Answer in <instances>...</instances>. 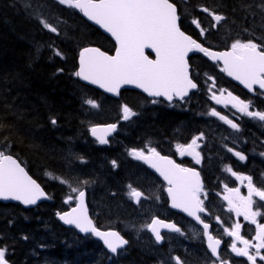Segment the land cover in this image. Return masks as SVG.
I'll return each instance as SVG.
<instances>
[{"label": "trees", "instance_id": "16d2710c", "mask_svg": "<svg viewBox=\"0 0 264 264\" xmlns=\"http://www.w3.org/2000/svg\"><path fill=\"white\" fill-rule=\"evenodd\" d=\"M183 6L192 9L182 12L179 4L184 20L202 19L195 9L204 7L225 17L216 27L202 19L208 27L203 37L182 24L210 48L228 49L236 39L264 44V0H188ZM41 21L56 27L57 33L44 28ZM86 45L108 52L114 49L108 37L58 0H0V141L7 138L4 142L9 145L4 149L0 143L1 148L17 157L52 198L32 209L0 203V247H7L12 264H156L118 222L128 220L124 217L127 208L135 216V207L127 198L129 185L140 187L154 177L130 151L156 148L166 153L175 143L205 135L197 114L208 102L199 94L206 83L202 77L223 78L216 66L201 56L192 58L200 93L179 108L153 103L136 91H123L114 99L75 76L78 52ZM227 86L241 100L251 101V110L264 111L260 92L247 93L231 81ZM88 98L99 107L84 103ZM123 105L137 114L124 120ZM110 122L120 124L119 132L109 145H99L89 130ZM239 125L241 135L264 138V121L244 118ZM49 173L62 183L47 179ZM81 183L91 209L99 208L98 227L117 228L129 239L121 255L112 256L92 236H82L59 223L57 213L69 208L67 184L78 187Z\"/></svg>", "mask_w": 264, "mask_h": 264}, {"label": "snow or ice", "instance_id": "6c2138e0", "mask_svg": "<svg viewBox=\"0 0 264 264\" xmlns=\"http://www.w3.org/2000/svg\"><path fill=\"white\" fill-rule=\"evenodd\" d=\"M58 3L80 10L89 20L95 21L115 38L118 45L115 55H108L99 48L82 49L79 55V70L75 72V76L98 85L106 92L118 95L122 86L135 85L151 97H164L170 102L174 97L183 100L188 96L190 89L197 88V83L190 76L188 61L190 52H200L213 61L222 62L221 71L238 80L249 90H252L253 85H258L259 89L264 90V44L256 43L252 39L246 42L236 39L228 50L212 51L210 46H203L202 43L181 30L178 8L172 0H58ZM202 11L208 13L216 24L225 19L223 15L216 14L207 7H204ZM192 22L200 28V23L196 19ZM41 23L44 28L57 33L56 27L44 21ZM215 26L214 24L213 27ZM204 32L205 30L201 29V35ZM146 48L155 53V59H150L145 54ZM56 55L60 56L61 53L57 51ZM209 79L212 78L209 77ZM211 87H215L214 81ZM209 90L211 91V88ZM228 97L232 108L237 112L249 118L264 121V111L250 110L251 101L245 102L233 96L231 92L228 93ZM211 98L217 105L222 103L215 93ZM84 103L92 108L99 107L97 102L91 98L86 99ZM227 106L224 104V107ZM122 111L124 120L137 114L127 105L122 106ZM208 115L217 117L236 131L240 130L237 122L221 115L215 108L211 109ZM51 123L55 125L56 120L52 119ZM116 128V124L106 126L105 136L116 131ZM91 131L94 136L97 135L96 127H93ZM105 136H97L101 144L108 143ZM203 137L204 134L200 133L190 143L178 144L176 148L179 155L181 157L192 156L195 163L200 164L201 154L197 148L199 147L198 141ZM6 139L0 141L4 149L9 146L4 142ZM227 150L239 160H246L242 152L234 151L232 148ZM130 154L138 160H143L164 178L167 182L166 192L170 198L171 207L182 210L202 224L203 234L208 238V248L212 255L219 259L218 249L221 241L213 239L208 231L210 225L205 223L200 215L205 212V207L204 201L200 198L202 184L199 172L195 168L184 167L168 156L161 155L155 148L149 149L147 154L144 150L132 149ZM113 165L115 166V161ZM225 168L237 179L247 181L248 189L247 196H241L239 188H228L225 185L228 195L224 199L228 201L229 211H235L238 217L243 215L244 219L256 225L257 229L255 244H250L248 240L240 236L241 225L239 223L234 225L233 230L225 229L228 236L238 238L244 245L243 248H238L233 242L231 251L237 256L247 257L251 264H256L257 256L264 261V255L260 253V250L264 249V224L257 221V217L264 213L254 211L253 206L264 208V203H262L264 202V189L256 187L251 176H240L228 165ZM83 183L87 184L88 181H83ZM129 188L131 189L130 197L139 203L144 194L132 188L131 185ZM71 190L78 192L79 203L71 212L57 213L65 224L74 225L81 232H90L99 237L112 253H117L118 249L128 244V241L116 231H100L88 216L84 204L85 192L77 188ZM43 197L45 193L41 186L28 175L17 159H14L13 155L6 150H0V200L20 201L24 205H34ZM254 197L258 200H254ZM145 227L154 234L158 243L164 239L160 228L183 234L176 224L165 223L158 218H153L151 223ZM249 248H255L256 254L251 255ZM6 257L7 247H0V264H9ZM172 259L176 261V264H183L179 257ZM222 264H227V262L224 261Z\"/></svg>", "mask_w": 264, "mask_h": 264}, {"label": "flooded vegetation", "instance_id": "af4514ba", "mask_svg": "<svg viewBox=\"0 0 264 264\" xmlns=\"http://www.w3.org/2000/svg\"><path fill=\"white\" fill-rule=\"evenodd\" d=\"M191 10V8H187V11ZM199 11L200 10L195 9V12ZM221 90H223V92H221ZM219 92L221 94L216 96L220 97L222 103L217 105V108H219L218 112L228 117V112L224 111H227V107L231 104L229 102L230 98L228 97L229 91L223 87L219 88ZM209 93L211 94L212 90ZM224 104L228 106L224 107ZM218 120L217 117H209L210 124L218 122V125L220 124L224 130L226 127L225 123ZM217 138L227 140L226 136H216L210 140ZM191 140L183 144L186 145L190 143ZM201 140L198 141L199 147L197 148V151L201 154L200 164H196L192 156L181 157L179 155L176 146L181 143L172 145L169 148L170 151H167L164 155L171 157L176 163L184 167L195 168L201 174L204 185L200 198L204 201L205 212L200 213V215L204 222L210 225L209 233L213 236V239H219L221 241L218 249L220 258L218 259L217 256H213L211 250L208 248V242L206 236L203 234L202 224L174 212L169 208L168 198L166 196L167 186L156 178H154L152 182L142 185L140 192L144 195L140 199L138 205L141 206L144 202H147L148 205L154 204L159 206L160 211L153 218L158 217L166 222H173L176 226L181 228L183 234L174 231H163L161 233L164 237L163 242L158 245L149 231V239L153 249L147 247L146 249L142 248V251L145 255L151 256L156 264H176V261L172 259L173 257H179L180 260L183 261V264H222L224 261H226L227 264H251L247 257L237 256L231 251L233 242L236 243L238 248H243L244 245L240 243L238 238L228 236L225 232V229L233 230L234 225L239 223L241 225L239 230L240 236L248 240L250 244H255L257 242L255 240L257 233L256 225L246 221L243 215L238 217L235 211H229L228 201L224 199V197L228 195L225 185H227L228 188H239L240 195L247 196V181H241L226 171L221 161L223 158L222 146L212 144V146L209 147L204 145ZM259 141L261 142V139H259ZM228 154H230L232 159L227 164L225 163V165L231 166L233 171L240 176H251L254 185L264 189V152L254 151L251 153H244L246 156V160L244 161L239 160L232 152H227V155ZM226 161L227 159L225 158V162ZM235 164L239 165L237 169L233 168ZM222 176H225L226 179ZM157 197L159 198L157 199ZM254 200H258V198L254 197ZM253 210L264 213V208H259L256 205L253 206ZM132 218H134V216ZM257 221L258 223L264 224V215L257 217ZM248 251L251 255L256 254L255 248H249ZM260 253L264 255V249H261ZM256 264H264V261H261L259 256H257Z\"/></svg>", "mask_w": 264, "mask_h": 264}, {"label": "water", "instance_id": "95a60500", "mask_svg": "<svg viewBox=\"0 0 264 264\" xmlns=\"http://www.w3.org/2000/svg\"><path fill=\"white\" fill-rule=\"evenodd\" d=\"M77 11H79L80 13H81V15H82V17L89 23V24H91L92 26H94L95 28H97L98 30H100L104 35H106L107 37H109L112 41H113V43L115 44V50H114V52L113 53H108V52H106V51H104V50H102L101 48H99V47H97V46H94V45H89V46H86V47H84V48H89V47H91V48H99L102 52H105V53H107L108 55H115V52H116V49H117V47H118V45H117V42H116V40H115V38L111 35V33H108L103 27H101L99 24H96L95 23V21H92V20H89L88 19V17H86L80 10H78V9H76ZM182 30V29H181ZM183 31V30H182ZM186 35H188L187 33H185ZM190 36V35H189ZM193 38V37H192ZM194 39V38H193ZM198 42V41H197ZM200 43V42H199ZM84 48H82V49H84ZM81 49V50H82ZM81 50L79 51V54H78V69H77V71L79 70V55H80V52H81ZM210 50H212V51H217V52H223V51H226V50H222V51H218V50H213V49H210ZM193 53H199V54H201V55H203L204 57H206V58H208L211 62H217V61H213L210 57H207V56H205L203 53H200V52H190L189 53V56H188V61H189V58H190V56L193 54ZM145 54L146 55H148L149 56V54H151L153 57H150L149 56V58L150 59H155V53L151 50V49H145ZM218 63H220L221 65H222V67H223V63L222 62H218ZM190 65V64H189ZM226 75H227V73H225ZM190 76H191V66H190ZM228 76V75H227ZM229 77V76H228ZM234 83H236L237 85H239L241 88H243L244 90H246V91H249V92H253L254 91V89L255 88H257L258 90H260L262 93H264V90H261V89H259V86L258 85H253V88H252V90H249L248 88H246L243 84H241L238 80H235L233 77H229ZM78 79L82 82V83H84V84H86V85H88V86H91V87H93V88H95V89H97V90H99V91H101V92H104V93H106L107 95H109V96H111V97H114V98H118L119 97V95H120V93H121V91H123V90H136V91H138V92H140V93H142L143 95H145L146 97H148V98H150V99H162V100H164V101H166V102H168V103H171L173 100H174V98H177V97H174L173 98V100L170 102V101H168L167 99H165L164 97H151V96H149L147 93H145V92H143V90L142 89H139V88H136L135 87V85H124V86H122L121 87V89H120V91H119V94L118 95H116V94H113V93H109V92H106L104 89H102V88H100L98 85H94V84H91L89 81H85V80H82L80 77H78ZM195 82V81H194ZM196 83V82H195ZM197 88H198V86H197ZM197 88L196 89H190L189 90V94H188V96H186V97H184V98H187V97H189V95H190V93L191 92H193V91H196L197 90ZM177 99H179V98H177ZM179 100H181V99H179ZM108 125H110V124H99V125H95V126H93V127H96L97 128V135L96 136H94L93 134H92V131L90 130V133H91V136L94 138V139H96L98 142H99V140L97 139V136H105V132H104V129L106 128V126H108ZM92 127V128H93ZM91 128V129H92ZM117 132V128H116V131H114V132H111L110 134H108V135H106L105 136V138L107 139V141H108V139L111 137V136H113L115 133ZM100 143V142H99ZM0 150H1V148H0ZM14 159H16L15 157H13ZM18 161V160H17ZM150 171H152L154 174H156L161 180H163L166 184H167V182L164 180V178L155 170V169H153V168H151L148 164H146L143 160H140ZM18 163L20 164V162L18 161ZM20 166L21 167H23L21 164H20ZM24 168V167H23ZM24 170L26 171V169L24 168ZM197 171V170H196ZM27 172V171H26ZM28 173V172H27ZM28 175L32 178V176L28 173ZM33 179V178H32ZM34 180V179H33ZM200 180H201V184H203V182H202V178H201V176H200ZM38 183V182H37ZM39 184V183H38ZM40 185V184H39ZM41 186V185H40ZM41 189H42V187H41ZM43 190V189H42ZM44 191V190H43ZM84 192H85V198H84V204H85V207H86V209H87V213H88V216H89V218L92 220V222H93V224L95 225V223H94V220L92 219V217H91V215H90V212H89V208H88V204H87V194H86V191L85 190H83ZM44 193H45V197H43V198H41L40 200H38L37 201V203L36 204H34V205H24L23 203H21L20 201H13V200H7V201H5V200H0V202L1 203H4V204H8V203H19V204H21L22 206H24V207H33V206H35V205H37L38 203H41V202H44V201H49L50 199H49V197H48V195H47V193L44 191ZM77 197H78V195H77ZM169 198V197H168ZM169 201H170V198H169ZM78 203H79V201H78V199H77V202H76V205L75 206H73L72 208H70L68 211H65V212H63V213H66V212H71V210L73 209V208H75V207H77L78 206ZM169 206H170V208L172 209V210H174V211H176V212H179V213H182V214H184V215H186L187 217H189V218H192V219H194L193 217H190V216H188V214L187 213H185V212H183L182 210H180V209H177V208H172L171 207V201L169 202ZM63 213H61V214H63ZM58 220H59V222L64 226V227H68V228H74V229H76L79 233H81L82 235H85V234H88V233H84V232H81L78 228H76L74 225H68V224H65L60 218H59V216H58ZM165 222V221H164ZM165 223H168V222H165ZM173 224V223H172ZM100 231H116V232H118L117 230H101V229H99ZM160 230V232H162L163 230H169V229H166V228H160L159 229ZM90 233V232H89ZM119 233V232H118ZM92 234V233H91ZM93 235V234H92ZM121 235V234H120ZM152 235H153V237L155 238V236H154V234L152 233ZM122 236V235H121ZM93 237L97 240V241H99L100 243H102L103 244V246L105 247V249L107 250V251H109V252H111L108 248H107V246L104 244V242H103V240L102 239H100L99 237H97V236H95V235H93ZM123 237V236H122ZM124 238V237H123ZM162 243V241L161 242H159V244H161ZM126 247V245L125 246H123L122 248H125ZM122 248H120V249H122ZM120 249H118V250H120ZM112 253V252H111ZM9 264H11L10 262H9Z\"/></svg>", "mask_w": 264, "mask_h": 264}, {"label": "rangeland", "instance_id": "374dc122", "mask_svg": "<svg viewBox=\"0 0 264 264\" xmlns=\"http://www.w3.org/2000/svg\"><path fill=\"white\" fill-rule=\"evenodd\" d=\"M211 90H212L211 97H212L213 93H215L216 95L221 94L216 87H211ZM213 108H215L217 111L219 110V108H217V104L211 98V106L206 110L204 117H206V118L212 117V116H209L208 113ZM231 115H233L235 117H237V115H240V118H242L244 116L243 114L237 112L236 110L232 111L231 113L229 112V114H228L229 119L235 120L234 118L230 117ZM200 120L201 119H199V121ZM218 121H220V120H218ZM200 124H202V122H200ZM225 125H226L225 128H226L227 135L231 134L233 137H236L233 139L239 138L240 130L236 131V130L232 129L230 126H228L227 124H225ZM239 145L241 147L240 142H239ZM46 177L49 180H53V181L58 180L54 175L46 174ZM59 181H61V180H59ZM72 188H77L78 190H81V188L72 187L71 185L67 184L68 196L66 197L65 201L67 203H69V207L70 206L72 207L74 205L75 200H76V196L78 194V192H72V190H71ZM130 191H131V189H129L127 192V198H129V200L131 201L130 204L134 207L133 199L129 195ZM69 197H71V199H69ZM136 208L137 209L135 212L138 214V217L132 218V220H130L128 217H130L131 210H129L127 208V210L124 214L125 215L124 217L128 218V221L130 220V222L125 221V220H120L118 222L121 224V228L124 230L126 235L129 236V238H131L133 241H138L141 244V247L144 249H146L147 247L149 249H153V246H152L151 241L149 239V230L145 226L148 225L150 223L152 217H154L160 211L159 206H156L154 204L148 205L147 202H144L141 206L136 207ZM92 215L94 217L99 216L98 206L96 207V209H94ZM107 229H117V228H107ZM117 230H119V229H117ZM119 231L123 234V232L121 230H119Z\"/></svg>", "mask_w": 264, "mask_h": 264}, {"label": "bare ground", "instance_id": "6f19581e", "mask_svg": "<svg viewBox=\"0 0 264 264\" xmlns=\"http://www.w3.org/2000/svg\"><path fill=\"white\" fill-rule=\"evenodd\" d=\"M84 19V18H83ZM85 20V19H84ZM86 21V20H85ZM87 22V21H86ZM88 23V22H87ZM89 24V23H88ZM89 25H91V24H89ZM92 26V25H91ZM92 27H94V26H92ZM95 28V27H94ZM77 60H78V56H77ZM23 167L26 169V171L30 174V172L28 171V169L26 168V166H24V164H23ZM31 175V174H30ZM32 176V175H31ZM32 178L36 181V182H38L39 184H41L37 179H35L33 176H32ZM42 187V189L46 192V189L43 187V186H41ZM83 187H84V184L83 183H81L79 186H78V188H81V190L83 191ZM22 208H24V209H32V208H35V207H23V206H21ZM134 216V214L132 213V212H130V217H129V219H131L132 220V217ZM128 221V220H127ZM129 222V221H128ZM157 264H159V263H157Z\"/></svg>", "mask_w": 264, "mask_h": 264}]
</instances>
